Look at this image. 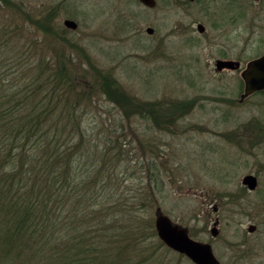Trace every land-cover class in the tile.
Segmentation results:
<instances>
[{
	"label": "rangeland",
	"instance_id": "obj_1",
	"mask_svg": "<svg viewBox=\"0 0 264 264\" xmlns=\"http://www.w3.org/2000/svg\"><path fill=\"white\" fill-rule=\"evenodd\" d=\"M6 2L0 0V39L17 47L13 67L47 77L60 62L87 76V93L75 88L68 97L82 101L76 116L105 153L98 165L132 218L125 228L147 224L137 242H119V235L103 247L122 252L120 264H193L157 237L159 209L192 239L210 243L220 264H264V92L240 102L241 71L264 54V0H156L153 9L137 0ZM217 60L239 61L241 69L217 72ZM102 77L136 102L134 109L190 107L163 127L125 117L96 88ZM248 174L258 178L256 191L242 184ZM18 261L11 264H28Z\"/></svg>",
	"mask_w": 264,
	"mask_h": 264
},
{
	"label": "trees",
	"instance_id": "obj_2",
	"mask_svg": "<svg viewBox=\"0 0 264 264\" xmlns=\"http://www.w3.org/2000/svg\"><path fill=\"white\" fill-rule=\"evenodd\" d=\"M10 41L0 39L1 264H120L122 252L110 253L102 244L116 242L119 235V242L135 243L147 224L134 220L131 225L137 226L125 228L132 218L98 165L105 153L92 145L76 116L82 101L68 97L75 88L87 93V76L69 72L60 62L47 77L19 64L15 69L17 47L8 46ZM113 83L102 77L96 88L120 105L125 117H143L163 127L164 120L175 121L190 107L175 103L149 109L138 104L134 109L136 102Z\"/></svg>",
	"mask_w": 264,
	"mask_h": 264
},
{
	"label": "water",
	"instance_id": "obj_3",
	"mask_svg": "<svg viewBox=\"0 0 264 264\" xmlns=\"http://www.w3.org/2000/svg\"><path fill=\"white\" fill-rule=\"evenodd\" d=\"M146 8L152 9L155 7V0H137ZM193 1V0H190ZM64 26L68 29L75 30L77 24L71 20H65ZM197 31L202 33L204 27L197 26ZM146 32L150 35L153 33L151 28ZM240 64L232 61L217 60L215 62V70L222 71L223 69L237 70ZM242 80L244 82V92L241 99L250 96L254 93L264 90V54L250 61L242 72ZM242 184L249 190L254 191L257 187V179L253 175H246L242 178ZM217 221L214 222L211 229V235H217ZM154 227L159 240L169 249L182 254L189 259L193 264H219L215 258L210 244L201 243L193 240L187 230L173 223L167 216L163 215L159 209L156 210ZM255 230L254 226L248 227V232L252 233Z\"/></svg>",
	"mask_w": 264,
	"mask_h": 264
},
{
	"label": "flooded vegetation",
	"instance_id": "obj_4",
	"mask_svg": "<svg viewBox=\"0 0 264 264\" xmlns=\"http://www.w3.org/2000/svg\"><path fill=\"white\" fill-rule=\"evenodd\" d=\"M193 1H195V0H193ZM193 1H191V2H193ZM255 1H258V0H255ZM155 2H156V0H155ZM156 5H157V3H156ZM156 5H155V7H156ZM154 7V8H155ZM153 9V8H152ZM203 33V32H202ZM222 61H232V62H237V63H239L240 64V62L239 61H233V60H222ZM241 69V64H240V66H239V69H237V70H231V71H238V70H240ZM225 70H230V69H223L222 71H225ZM244 70V69H243ZM243 70L241 71V75H242V72H243ZM221 71V72H222ZM217 72H220V71H217ZM241 79H242V76H241ZM242 84H243V92H244V82H243V80H242ZM261 92H264V90L263 91H260V92H257V93H261ZM255 94V93H254ZM243 95V93L240 95V102L244 99H241V96ZM253 95V94H252ZM248 97V96H247ZM246 98V97H245ZM248 175H253V176H255L256 177V179H257V187H258V178H257V176L256 175H254V174H248ZM257 187H256V189H257ZM246 188V187H245ZM256 189L254 190V191H256ZM249 191V190H248ZM214 211L216 212V208H214ZM215 221H217V225H218V220H215ZM178 225V224H177ZM216 225V226H217ZM180 226V225H179ZM182 227V226H181ZM184 228V227H183ZM216 228V227H215ZM186 229V228H185ZM187 230V229H186ZM187 232H188V234H189V231L187 230ZM190 236V235H189ZM191 237V236H190ZM194 240V239H193ZM196 241V240H195ZM199 242V241H198ZM201 243H205V242H201ZM207 243V242H206ZM207 244H210V243H207ZM211 245V244H210ZM211 248H212V246H211ZM212 252H213V249H212ZM214 254V253H213ZM215 256V255H214ZM216 258V257H215ZM217 259V258H216ZM218 260V259H217ZM219 261V260H218ZM219 264H220V262H219Z\"/></svg>",
	"mask_w": 264,
	"mask_h": 264
}]
</instances>
